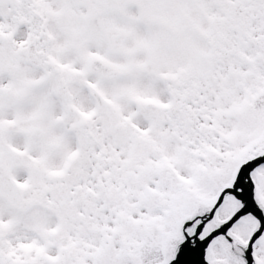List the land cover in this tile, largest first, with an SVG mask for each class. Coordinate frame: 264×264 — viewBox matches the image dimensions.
<instances>
[{
	"label": "snow or ice",
	"instance_id": "obj_1",
	"mask_svg": "<svg viewBox=\"0 0 264 264\" xmlns=\"http://www.w3.org/2000/svg\"><path fill=\"white\" fill-rule=\"evenodd\" d=\"M0 264H264V0H0Z\"/></svg>",
	"mask_w": 264,
	"mask_h": 264
}]
</instances>
